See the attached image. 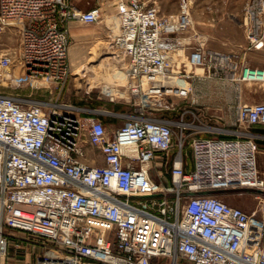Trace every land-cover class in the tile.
Returning a JSON list of instances; mask_svg holds the SVG:
<instances>
[{
    "label": "built area",
    "instance_id": "obj_1",
    "mask_svg": "<svg viewBox=\"0 0 264 264\" xmlns=\"http://www.w3.org/2000/svg\"><path fill=\"white\" fill-rule=\"evenodd\" d=\"M115 6L123 88L137 100L149 79L175 67L179 36L193 24V0H180L176 15L141 0ZM102 14L99 6L82 11L70 0H0V34L15 28L20 36L17 53L0 48V264L12 232L46 240L63 264H264V220L223 198L264 194L259 145L250 132L192 136L189 163L185 122L141 114L108 131L90 118L84 130L69 111L1 89L24 78L63 86L69 24H96ZM262 14L264 0H249L242 22L248 49L264 40ZM231 57L198 41L188 64L229 67ZM253 76L264 77V68L244 65L237 80L264 82ZM103 88L114 100L116 87ZM237 120L264 126V103L239 105ZM88 146L95 149L90 155Z\"/></svg>",
    "mask_w": 264,
    "mask_h": 264
},
{
    "label": "rangeland",
    "instance_id": "obj_2",
    "mask_svg": "<svg viewBox=\"0 0 264 264\" xmlns=\"http://www.w3.org/2000/svg\"><path fill=\"white\" fill-rule=\"evenodd\" d=\"M72 1L78 6L88 1L94 2L84 11L100 6L103 14L100 22L96 24L75 23L74 30H69V67L64 85L57 86L54 83L44 82L35 85L24 78L22 83L1 87L3 91L16 97H25L69 111L70 114L77 116L84 130L88 129L90 118L99 119L108 130L118 129L132 116L141 114L145 117L166 119L176 126L178 122H185L190 125V129L187 131L188 140L182 144V151L189 163L191 162L189 140L192 136H236L242 132H250L259 145L258 163L264 175V133H262L264 126L245 127L237 120L239 105L264 103V82L237 80L244 65L264 68V40L257 47L248 49L249 42L242 24L244 8L249 0H193L191 10L193 24L188 31L179 36L180 42L182 45L194 47L198 41H201L210 51L231 54L229 67H221L215 61H210L203 67H191L186 55L181 51L182 47L173 55L175 67L172 71L165 76L149 79L148 84L144 86V95L137 100L129 99V94L123 88L127 82L124 74L125 63L117 58L113 42L119 32L115 0ZM215 1L239 2L242 11L238 12L240 14L241 11L242 14L239 17L236 14L237 10L229 5V7L217 6L211 9H203L201 6L203 2L206 6V3L211 4ZM152 2L163 15L178 14L180 0H150L148 3L152 5ZM235 16L240 19L239 32L236 29L237 25L234 24ZM259 18L264 31V14ZM205 32L211 37L207 38ZM200 35L202 37L199 38ZM19 42L18 29L11 28L0 34V48L7 52L17 53ZM181 62H185L191 72L181 68L179 71ZM15 72L21 75L18 70ZM192 75L208 77L210 86L201 91L208 92L204 97L211 100H202V94L198 93L191 84ZM107 85L116 87L113 92L114 100H110V97L104 93L103 87ZM223 86L226 90L222 88ZM221 92L228 100H220ZM234 94L238 97L237 100H232ZM176 126L174 127L175 145L179 144L180 140ZM86 150L90 155L95 149L88 146ZM223 195L226 203L242 208L254 219L264 220V194L246 191L243 194L229 192ZM11 234L3 264H63L58 254L54 252L53 246L46 240L20 232Z\"/></svg>",
    "mask_w": 264,
    "mask_h": 264
},
{
    "label": "crops",
    "instance_id": "obj_3",
    "mask_svg": "<svg viewBox=\"0 0 264 264\" xmlns=\"http://www.w3.org/2000/svg\"><path fill=\"white\" fill-rule=\"evenodd\" d=\"M142 1H144V2H150V0H142ZM70 2H71V4L72 5H74L76 8H78L79 10H82V11H84L89 5H91L92 3H94V2H86V4L85 3H83L82 5H77V4H74V2L72 1V0H70ZM100 1H98V3H99ZM109 2H111V1H109ZM88 4V5H87ZM205 4H204V2H203V4L201 3V6H202V8L203 9H211V8H217V6H220V7H227L228 5L232 8V9H236L237 10V15H239V17H240V15L242 14L241 13V11H242V7H241V5H240V3L239 2H224V1H215V2H213V3H211V4H208V3H206V6H204ZM225 5V6H224ZM228 6V7H229ZM95 7H97V6H95ZM100 7V6H99ZM89 8V7H88ZM91 8H93V7H91ZM90 8V9H91ZM239 10H241L240 11V14H239ZM213 20H214V18H213ZM220 20V19H219ZM240 19H238L237 18V16H235L234 17V24L235 25H237L236 27V29H238L237 31L239 32V21ZM75 23H77V22H71L70 24H69V30L70 31H72V30H74V28L76 27L75 26ZM206 33V32H205ZM206 36H208L207 38H210L211 37V35L207 32L206 34H205ZM182 47H183V49L181 50L182 51V53H184L185 55H186V57H187V59H189V57H190V55H191V53L194 51V48H195V46L193 47V46H186L185 44L184 45H182ZM186 52L188 53V54H186ZM231 55V54H230ZM180 68L182 69V70H185L186 72H189L190 70H188V68H187V64L185 63V62H181V65L178 67V69H179V71H180ZM191 72V71H190ZM192 72L194 73V70H192ZM195 74V73H194ZM191 77V84L193 85V86H195V89L198 91V93H201L202 94V100H211V99H206L204 96H206V94L208 93V92H205V91H201V90H205L206 88H208L209 86H210V82H208L207 81V79H208V77L207 76H190ZM222 88H224L225 89V86H223ZM226 90V89H225ZM219 96H220V100H228L227 98H226V96L225 95H222V92L219 94ZM238 99V97L236 96V94H234V97H232V100H237ZM241 100H243L242 99V97H241ZM264 102V101H263ZM245 104V103H244ZM247 104H252V103H247ZM108 113H110L111 114V112L110 111H108ZM107 130H108V128H107ZM114 130H116V129H110V130H108V131H114ZM263 132L262 133H264V130H262ZM98 163H99V165H102L103 164V160L100 158L99 159V161H98Z\"/></svg>",
    "mask_w": 264,
    "mask_h": 264
},
{
    "label": "bare ground",
    "instance_id": "obj_4",
    "mask_svg": "<svg viewBox=\"0 0 264 264\" xmlns=\"http://www.w3.org/2000/svg\"><path fill=\"white\" fill-rule=\"evenodd\" d=\"M112 65V64H111ZM99 70V69H98ZM17 75V73H15ZM99 76V75H98ZM254 80H261L264 81V77H258V76H253L252 77Z\"/></svg>",
    "mask_w": 264,
    "mask_h": 264
},
{
    "label": "water",
    "instance_id": "obj_5",
    "mask_svg": "<svg viewBox=\"0 0 264 264\" xmlns=\"http://www.w3.org/2000/svg\"><path fill=\"white\" fill-rule=\"evenodd\" d=\"M260 193V192H259Z\"/></svg>",
    "mask_w": 264,
    "mask_h": 264
}]
</instances>
